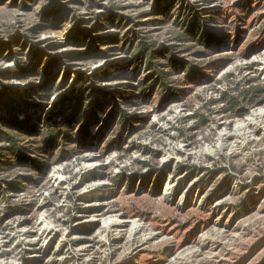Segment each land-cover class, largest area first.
<instances>
[{"label": "rangeland", "instance_id": "rangeland-1", "mask_svg": "<svg viewBox=\"0 0 264 264\" xmlns=\"http://www.w3.org/2000/svg\"><path fill=\"white\" fill-rule=\"evenodd\" d=\"M0 264H264V0H0Z\"/></svg>", "mask_w": 264, "mask_h": 264}, {"label": "trees", "instance_id": "trees-1", "mask_svg": "<svg viewBox=\"0 0 264 264\" xmlns=\"http://www.w3.org/2000/svg\"><path fill=\"white\" fill-rule=\"evenodd\" d=\"M137 55L138 56H142V55L146 56V55H148V57H149V56H152V53L148 50V48H147L146 45H143V44L141 45L140 44L139 47L137 48ZM148 63H151V62H149V58H148ZM162 76H164V73H162V72L158 73V80H159L157 82L158 85H160L162 83V79H161ZM79 102H81V100ZM231 103H234V102L232 101ZM230 107H233V104H230ZM107 115L108 116H110V115L111 116H114L113 110L111 109V111Z\"/></svg>", "mask_w": 264, "mask_h": 264}]
</instances>
